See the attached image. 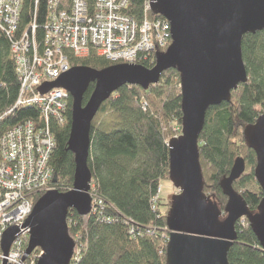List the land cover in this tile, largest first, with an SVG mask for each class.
<instances>
[{"label":"trees","instance_id":"obj_1","mask_svg":"<svg viewBox=\"0 0 264 264\" xmlns=\"http://www.w3.org/2000/svg\"><path fill=\"white\" fill-rule=\"evenodd\" d=\"M46 1L23 0L17 36L27 28L30 32L34 22L36 39L42 44ZM85 1L91 7L93 0ZM147 1L129 0L125 14L141 22ZM146 17L164 19L151 11ZM10 41L0 27V136L26 119L38 118L34 106H20L6 115L19 94ZM241 55L247 80L231 92L229 101L206 111L198 154L203 192L217 201L221 211L227 197L220 182L229 175L235 159L243 158L245 170L233 181L232 188L253 212L262 198V189L253 176L257 155L248 146L244 131L264 110V31L243 35ZM154 60L152 56L140 65L151 68ZM69 62L71 67L96 70L112 65L93 52L85 58L70 56ZM92 90L90 84L82 104ZM180 101L179 74L168 69L161 73L156 85L146 90L124 85L99 107L90 125L87 166L102 205L87 216L78 215L74 209L67 212L68 234L77 238L74 248L80 251L74 264H167L166 216L170 200L164 203L161 198H152L157 195L160 180L169 179L167 143L176 137L173 129L181 126ZM70 119L69 96L67 119L53 129L55 147L49 159L53 185L60 192L71 189L75 168L73 154L67 150ZM236 232L227 253L228 264H264V250L246 219L239 221Z\"/></svg>","mask_w":264,"mask_h":264},{"label":"water","instance_id":"obj_2","mask_svg":"<svg viewBox=\"0 0 264 264\" xmlns=\"http://www.w3.org/2000/svg\"><path fill=\"white\" fill-rule=\"evenodd\" d=\"M150 11L168 21L171 36L167 49L155 53L151 68L133 63L112 64L100 70L76 66L38 89L41 95L53 88L70 95L67 150L73 154L75 168L71 189L43 193L22 225L30 229L25 255L36 249L42 252L36 264L70 263L75 243L68 234L67 212L74 209L78 215L87 216L91 210L89 132L101 104L124 85L143 90L156 85L168 69L179 74L182 119L180 135L167 143L169 180L177 190L166 216L167 264H228L227 253L237 237L236 225L243 219L264 250V110L244 131L248 146L257 155L253 176L262 189V198L256 211H250L232 188L245 170L243 158L235 159L229 175L220 182L227 197L221 211L217 201L203 192L198 154L206 111L229 101L231 92L247 80L241 40L245 34L264 31V0H151ZM90 84L93 90L82 104ZM18 230V225H13L3 232L0 249L4 256ZM2 264L7 263L3 260Z\"/></svg>","mask_w":264,"mask_h":264},{"label":"built area","instance_id":"obj_3","mask_svg":"<svg viewBox=\"0 0 264 264\" xmlns=\"http://www.w3.org/2000/svg\"><path fill=\"white\" fill-rule=\"evenodd\" d=\"M22 2L0 0V27L11 40L19 81L18 97L6 115L20 106H34L38 118L26 119L0 136V241L10 226L18 225L19 229L6 256L0 249V264L3 260L7 264L34 263L30 257L37 251L25 255L30 229L22 225L36 197L57 190L49 166L55 147L53 129L65 123L70 95L61 88L41 95L39 87L68 71L70 56L85 58L93 52L111 64H140L171 43L167 20H147L151 0L143 5L141 22L125 14L129 0H93L91 7L85 0H47L44 39L39 45L34 22L30 32L27 28L16 35ZM89 196L90 213H95L102 201L91 182ZM77 259L78 253L74 256L73 251L69 264Z\"/></svg>","mask_w":264,"mask_h":264},{"label":"rangeland","instance_id":"obj_4","mask_svg":"<svg viewBox=\"0 0 264 264\" xmlns=\"http://www.w3.org/2000/svg\"><path fill=\"white\" fill-rule=\"evenodd\" d=\"M167 49V48H166ZM166 49H164L163 51H165ZM163 51H160V52H163ZM110 63V62H109ZM134 64V63H133ZM173 133L176 134L175 136L177 137L178 135H180L181 133V126L178 127L176 126L175 129H173ZM53 182V181H52ZM54 183V182H53ZM177 193V190L173 187L171 181L169 179H162L160 180L159 182V187H158V190H157V195L155 196V199L153 201H156L157 199L161 198L163 200L164 203H167L171 197ZM42 195V194H41ZM40 195V196H41ZM208 195V194H206ZM210 196V195H209ZM212 197V196H211ZM163 210H166V207H163L162 208ZM244 220L241 221V223H243ZM239 223V222H238ZM79 237V235L77 236ZM74 239L77 241V238L74 237ZM73 239V241H74ZM75 242V241H74ZM28 243V242H27ZM78 248V247H77ZM79 249V248H78ZM74 248V256L76 253L79 254V250ZM39 252H41V250H38L37 252L33 253L30 257V259H33L34 260V263L33 264H36L37 263V260H38V255H39ZM42 253V252H41ZM35 256V257H34Z\"/></svg>","mask_w":264,"mask_h":264}]
</instances>
